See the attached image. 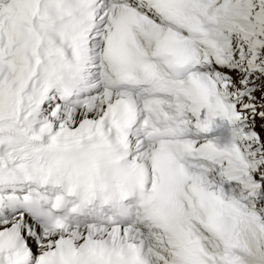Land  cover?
Here are the masks:
<instances>
[{
    "label": "snow or ice",
    "instance_id": "snow-or-ice-1",
    "mask_svg": "<svg viewBox=\"0 0 264 264\" xmlns=\"http://www.w3.org/2000/svg\"><path fill=\"white\" fill-rule=\"evenodd\" d=\"M0 264H264V0H0Z\"/></svg>",
    "mask_w": 264,
    "mask_h": 264
}]
</instances>
